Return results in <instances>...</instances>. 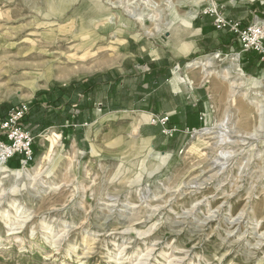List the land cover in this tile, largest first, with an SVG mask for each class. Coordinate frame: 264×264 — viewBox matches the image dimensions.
Wrapping results in <instances>:
<instances>
[{
	"label": "rangeland",
	"instance_id": "374dc122",
	"mask_svg": "<svg viewBox=\"0 0 264 264\" xmlns=\"http://www.w3.org/2000/svg\"><path fill=\"white\" fill-rule=\"evenodd\" d=\"M195 10L229 41L169 60ZM22 105L33 161L2 164L22 173L0 172V264H264V0H0V123Z\"/></svg>",
	"mask_w": 264,
	"mask_h": 264
},
{
	"label": "built area",
	"instance_id": "2783aa9c",
	"mask_svg": "<svg viewBox=\"0 0 264 264\" xmlns=\"http://www.w3.org/2000/svg\"><path fill=\"white\" fill-rule=\"evenodd\" d=\"M213 18V26L217 31H229L238 37L247 38L253 33H258L259 31H254L253 28H248L245 30L240 29L239 23H231L225 20V18L218 13L216 8H208L207 11ZM257 48V46H256ZM250 46H246L245 51H248ZM28 109L26 106L22 105L14 110H12L4 121L0 123V132L4 136L5 140L0 141V163L5 164L7 161L14 158H19L23 167L30 165L33 161L32 152V138L28 132H25L20 128V123L23 121ZM151 125H160L166 127L169 122V117L166 114L163 115H150ZM167 134H171L172 131H164Z\"/></svg>",
	"mask_w": 264,
	"mask_h": 264
},
{
	"label": "crops",
	"instance_id": "0c3cea01",
	"mask_svg": "<svg viewBox=\"0 0 264 264\" xmlns=\"http://www.w3.org/2000/svg\"><path fill=\"white\" fill-rule=\"evenodd\" d=\"M231 36L226 34L225 32H215L210 19L197 17L195 16L187 26H181L178 33L173 34V44L168 47L167 51L170 53V56L167 58L170 59H185L186 57L190 56L191 54H195L201 52L205 49H208L210 45H218L221 46L223 43L229 41ZM158 50V49H157ZM162 52V51H161ZM159 50L152 52V62H160V60H166L165 55L161 53ZM175 63V62H174ZM160 66V65H159ZM158 66V67H159ZM172 77L171 80L168 82L173 89L176 88V71L175 69L171 70ZM173 83L175 85H173ZM177 90V89H176ZM172 90L173 95L177 96V91ZM181 95V93H179ZM187 98V97H186ZM186 98L181 95V101L183 105H187ZM191 116V117H190ZM196 118L195 113L193 114H185L183 117L184 125L185 123H190L194 121ZM181 128V127H180ZM176 136V135H175ZM147 138V137H146ZM152 142L154 140L157 141V136H150ZM161 145H158V148Z\"/></svg>",
	"mask_w": 264,
	"mask_h": 264
},
{
	"label": "bare ground",
	"instance_id": "6f19581e",
	"mask_svg": "<svg viewBox=\"0 0 264 264\" xmlns=\"http://www.w3.org/2000/svg\"><path fill=\"white\" fill-rule=\"evenodd\" d=\"M203 1H206V0H203ZM102 12V11H101ZM193 12V11H192ZM199 13L198 10H195L193 13H190L188 14V20H187V26L189 25L190 21L196 16V14ZM260 22L259 21H256L255 24H259ZM118 31L119 33H121L119 30H116ZM99 40V39H98ZM87 42H91L90 39H88L84 44H86ZM92 44V43H90ZM63 46V45H62ZM73 47V46H72ZM67 48V47H66ZM74 48H77V49H74ZM81 48H84L83 50H81ZM74 49V50H73ZM72 49V52L73 54L70 55V56H67V61H71L73 59H76V57H79L80 59L82 60H86V59H89V61H91V59H93L92 61L96 60L98 57H101L102 55H104L105 53L103 52H92V51H89V52H86L87 51V48L85 46H79V47H73ZM102 49V48H101ZM85 51V52H83ZM46 52V51H44ZM80 54V55H78ZM98 54V56L96 57L95 55ZM96 57V58H95ZM210 58V57H209ZM209 58L206 62H203V61H194L190 66H206L208 63H209ZM234 63L236 62L235 59L232 60ZM235 68V67H234ZM237 70V69H236ZM35 87V86H34ZM210 133V132H209ZM207 134V132H206ZM0 172H2V174H5V173H10L12 176L14 177H19L22 173L19 172V171H8L4 166H2V164L0 163ZM4 176V175H3ZM11 177V176H10ZM6 178V177H4Z\"/></svg>",
	"mask_w": 264,
	"mask_h": 264
},
{
	"label": "trees",
	"instance_id": "16d2710c",
	"mask_svg": "<svg viewBox=\"0 0 264 264\" xmlns=\"http://www.w3.org/2000/svg\"><path fill=\"white\" fill-rule=\"evenodd\" d=\"M26 121H28V119H27V115H26L25 119L23 120V124H24Z\"/></svg>",
	"mask_w": 264,
	"mask_h": 264
}]
</instances>
